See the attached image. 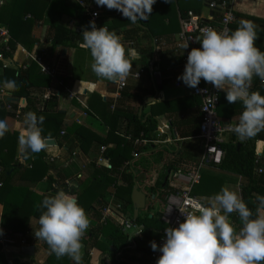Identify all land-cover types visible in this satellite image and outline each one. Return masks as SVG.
<instances>
[{
    "label": "trees",
    "instance_id": "1",
    "mask_svg": "<svg viewBox=\"0 0 264 264\" xmlns=\"http://www.w3.org/2000/svg\"><path fill=\"white\" fill-rule=\"evenodd\" d=\"M172 2V0H170ZM220 0H203L205 4L211 2H218ZM201 3V2H200ZM179 14L184 16L188 11L193 10L194 13H199V8L190 7L183 9L180 7L179 2ZM168 3L156 1L152 6V12L149 14L147 20H138L135 26L130 21L122 16L120 12L114 10L112 14L107 16V20L112 22L111 29L115 27H123L131 25V29H127L117 35H122L126 40L139 44L141 50L146 52L147 62L151 61L154 48H158L161 41L168 39L180 32V25L178 24L177 16L168 18V24H164V19L160 21L161 12L169 11ZM199 7V6H198ZM57 10L60 12H68V10L62 7V0H10V2L0 10V23L7 26L10 38V52L1 51L2 58H9L12 56L14 50V42L22 44L27 50H31L34 40L28 39V30L36 25L42 18L45 10ZM30 14V18L27 16ZM214 16H217L214 13ZM6 17H8L6 19ZM80 24L87 26V21L79 16ZM236 22L246 19L240 15H236ZM102 20V19H101ZM247 20V19H246ZM253 22H258L264 28V21H258L255 19H248ZM146 23L144 24V22ZM120 23V26L114 25ZM179 25V26H178ZM239 25L231 27V30H235ZM145 27V30L141 28ZM257 32V44L256 47L261 48V39L263 36V30H256ZM45 42H51L52 44H61L65 41L66 36L74 38L63 27H49L45 32ZM28 35V37H26ZM177 40V39H176ZM146 45L147 47H144ZM3 50V49H2ZM159 59L163 61V66L160 71L162 76V84L166 86L171 82V77L176 74V71L184 69L177 66V60L175 58L164 59V55L158 53ZM171 60V61H170ZM156 64V63H155ZM145 71L148 73L146 66ZM4 80H16L18 86L13 91L12 108L15 111H20L25 115L31 111L37 114V116H43V122L39 126L42 128V135L55 139L63 130V114L58 111L55 99H50L47 104L41 108L39 106L40 101L33 97L32 90L35 88L47 87L49 84V78L39 73L36 65L31 64L24 70L13 71L6 69L3 74L0 75V86ZM262 84V81L258 77H253L251 82L250 91L255 90ZM130 91L125 88L120 99L113 103L112 101L106 102L103 107L106 108L108 114L106 117L111 119V122L104 120L108 123L110 133L106 138H99L92 135L86 129L79 126H72L67 130L68 135H76L80 140V145L84 151L89 154L102 146H108L107 149V163L101 165L100 168H96L93 164V181L86 187V189L79 194L75 193L78 204L85 210V213H92L94 223L85 232L81 239V243L89 250L92 251V255L86 253L82 259V264H98V256H103L106 253H121L126 255L128 259L136 260L141 264H147L152 249L150 242H157L163 234L165 225L162 223V212H157L156 217L151 215V212L155 211V202L166 192L167 187V172L178 173L183 170V165L187 164L186 155L183 153L182 143L186 141H192L195 145L194 160L189 163L195 165V168H191L187 173L195 174L198 167L202 163L203 153L198 150L199 147V130L201 124V102L198 98L192 97L187 99H180L171 102H165L162 104H156L151 106V113L149 115L140 112L139 108L144 105V102L155 95L154 90L138 89L134 95V101L137 106L132 107L127 105L126 102L130 98ZM226 94H220L219 105L217 114L220 119L226 121H232V118L242 113L239 108H243L241 102L235 104H229L225 99ZM114 107L111 110V107ZM192 111V113H191ZM161 115H167L168 128L174 136L178 138L175 143L179 147V150L172 149L165 146L157 147L151 143L149 144H135V141H164L166 135L155 138L157 123L156 117ZM14 118L13 113H7L3 105L0 103V119L5 117ZM261 133V132H260ZM260 133L255 137L248 138L245 141H239L237 135H230L229 139L220 148L225 153V156L221 163L216 167L221 173H228L234 175L238 180L240 179V195L248 208L253 212V218L259 215L258 201L256 196H264V160H258L255 155L254 142L260 140ZM118 134V135H116ZM5 140H10L12 149L11 165L15 167L18 165L14 161V153L18 142V133H10L8 130L5 135L0 139V150H4ZM175 140V137H174ZM182 142V143H181ZM113 144V147H110ZM159 152L162 165L163 174L160 175L158 180L153 185H149L145 190L146 206L142 210L145 215L141 217L139 211L136 222L132 221L133 207L131 203V193L134 184L138 185L140 189L142 185L148 184L150 180L149 169L140 163V159L144 156L154 155ZM172 154L174 157L172 161H168V157ZM43 151L39 153H30L28 159H24L22 154L20 155L22 160L32 166V168H42L43 173L39 176L38 180L45 177V173L48 170V165L43 160ZM136 155V157L133 156ZM21 166V165H19ZM10 165H5L0 161V204L5 208L11 207L15 210V217L12 220L9 230H3L9 232L12 236L22 235V239H25L28 244H32L35 236H26L28 233V223L30 218H36L38 220L43 209L40 207L41 201L50 195L38 196L26 188H13L9 185L12 175H8ZM19 168V167H16ZM256 168L263 170L262 174L257 175L254 173ZM120 174L121 184L116 188L115 199L122 204L123 211L127 213V209L130 208V212L127 214L128 219L132 221L133 225L137 229L143 228V232L136 238H132V235L127 233L122 226L114 221L108 220L105 224H101V208L103 205V192L106 191L114 182L115 179L111 178V175ZM135 176V181H134ZM48 180V191L56 193L59 189L55 188L57 180H53L50 177ZM224 187L223 179L216 177L210 173H202L200 175L197 185L191 188V194L196 197H211L218 193L221 188ZM169 195H175L177 192L173 189L168 190ZM70 193V190H66ZM161 195V196H160ZM93 204L98 205L100 210H96ZM230 218L234 220L232 214ZM237 230L241 227L239 218L235 220ZM38 229V228H37ZM100 238L104 241L101 242ZM132 242V243H131ZM44 248L48 249V245L44 243ZM96 252L99 255H96ZM95 253V255L93 254ZM134 254L135 256L129 257ZM113 264H125L116 263L113 261V255L111 256ZM48 264H74L67 256L57 258L54 254H50ZM0 264H6L5 260L1 256L0 252ZM14 264H25L15 262ZM27 264V263H26ZM101 264H104L103 262Z\"/></svg>",
    "mask_w": 264,
    "mask_h": 264
},
{
    "label": "clouds",
    "instance_id": "2",
    "mask_svg": "<svg viewBox=\"0 0 264 264\" xmlns=\"http://www.w3.org/2000/svg\"><path fill=\"white\" fill-rule=\"evenodd\" d=\"M169 3L170 0H165ZM97 7L117 10L127 21L135 24L147 20L156 0H94ZM84 29L82 48L90 53L91 71L101 79L123 80L132 64L121 43L122 37L106 27L97 29L94 21ZM256 25L250 20H241L235 30L217 31L211 27L201 29L198 38L200 48L188 52L187 62L177 77L186 87L195 89L201 80L211 83L226 93L229 104L241 102L243 111L232 131L240 140L255 137L264 131V96L250 91L253 77L264 81V52L255 47ZM188 44L185 45V49ZM132 55H136L133 51ZM16 80H4L3 89L14 90ZM94 86V85H93ZM217 99V97H216ZM44 117L34 112L25 114L24 127L19 133L18 144L24 159L30 153H39L49 148L50 137L42 135ZM9 128L5 119H0V139ZM204 203L195 202L193 210L183 215L178 227L165 229L161 246L150 242L153 251L161 255L156 264H264V216L248 208L241 195L222 187L211 197H202ZM258 209L264 210V196L257 195ZM34 236L44 241L58 259L68 256L74 264H82L81 239L88 230L90 220L77 198L64 190L45 197ZM238 215L239 230L230 219ZM132 225L129 224V227ZM143 232L140 226L134 235ZM2 234V230H0Z\"/></svg>",
    "mask_w": 264,
    "mask_h": 264
},
{
    "label": "crops",
    "instance_id": "3",
    "mask_svg": "<svg viewBox=\"0 0 264 264\" xmlns=\"http://www.w3.org/2000/svg\"><path fill=\"white\" fill-rule=\"evenodd\" d=\"M157 1V0H156ZM10 0H0V10L6 6ZM178 2L181 8L188 9L190 7H196L199 8L200 13H202L203 16H210V12L206 10V4L203 2V0H172L168 3L169 7L167 9H171L173 6L176 7V13H177V19L179 24L180 14H179V6ZM201 2V3H200ZM173 5V6H171ZM199 6V7H198ZM62 7L66 8L68 12H60L57 10H50L47 9L42 15V18L39 20V22L31 27L26 37L28 39L34 40V44L31 48V50H27L22 44L14 42V50L12 51V56L9 58H2L3 60H0V75L3 74V71L6 69L18 71L21 67L29 66L31 65V58L42 51H47L49 54V60L53 67L55 68L58 76L62 78L65 83L70 87L72 93L76 96L75 100H69L64 94L60 93L58 97L55 98L57 109L59 112L63 114V130L65 132L64 136H61L60 134L55 139H50L49 141V148L46 150H43V160L48 165V170L45 173V177L41 180H38L39 176L43 173L44 169L42 168H32V166L26 162H24L21 158V151L19 144L17 142L16 151L14 153V161L18 162L16 168L14 165H11V154L12 149L10 148L11 142L10 140H5L4 145L6 148L4 150H0V161L5 163V165H10L12 167L8 173V175L11 176V180L9 182V185L13 188H26L32 193L38 195V196H44V195H55L56 193H53L51 191H48V180L47 178H51L53 180H57L58 185H55L56 189L59 190H70V194L75 196L76 194H79L80 192L84 191L86 187L91 183V181L94 180L92 177L93 174V167L92 164H89V168L85 167V162L94 160L97 155L99 148L95 150L93 153L87 154L83 147H81L80 140L76 135H68L67 130L71 128L72 126H79L83 129H86L94 136H97L99 138H106L108 134L110 133V128L108 127V123L106 124L104 120H107L108 122H111V119L105 116V114H108V111L106 108L103 107V105L108 102L112 101L113 103L117 102L120 98L116 97V90H115V82L109 81L106 79L98 78L90 69V62L91 57L90 53L87 49L82 48L80 45L83 43L82 34L83 30L86 29V26H82L80 24V11L77 8V5L75 3V0H62ZM232 10L234 14L240 15L242 17H245L248 19H255L258 21H264V0H232ZM100 11V17L101 22L103 24H106L109 28L112 25L111 21H108L107 16L109 17L110 14L113 13V10H108L106 7H99ZM193 12V10H191ZM165 14L168 13V11L164 12ZM31 16L30 14L27 16L29 19ZM164 24H168V18L169 15L164 16ZM211 17V16H210ZM8 17H6L7 19ZM243 19V20H246ZM252 21V20H250ZM146 22V21H145ZM240 21L235 22L232 26L236 27L237 23ZM253 22V21H252ZM256 25V30H263V36L261 39V48L259 50L261 52H264V28L262 25L258 24V22H253ZM145 24V23H144ZM114 25H119L120 23H116ZM135 26V24H134ZM179 26V25H178ZM49 27H63L69 33H71L74 38L66 36L64 38L67 39L65 41H62L61 44H52L51 42H45V32L46 29ZM132 26H123V27H115V29H111V31H117L119 34H121L123 31L127 29H131ZM142 29L145 30V27H142ZM0 29L4 31V33L7 35V38L3 40L4 42L8 43L10 41L9 32L7 29V26L5 24L0 23ZM179 34V33H178ZM178 34L161 41V44L158 48H154L158 53H161L164 55V59L174 58L172 55V49L176 43V39ZM122 37L121 43L123 44L125 50H126V56L129 59L130 63L132 64V68L130 69L129 74L127 75V90L130 91V98L124 97V102H126L127 105L139 106L134 101V95L136 94L138 89L143 90H154L153 83H152V77L150 76L149 72L147 73L144 69L146 66L148 70V66L150 62H147L146 52L144 50H141V46L139 44H136L134 42H131L129 40H126L122 35H119ZM0 41V45L3 44ZM257 44V40L255 41V47ZM144 47H147L144 45ZM11 49V48H10ZM135 52L136 55H132V52ZM177 60V66L181 67V61L175 57ZM171 61V60H170ZM156 63V64H155ZM153 66V73L157 72L160 73L163 61L159 59H156ZM183 69V67H181ZM144 71L143 74H146L147 77L142 81L143 74L139 79H134L132 77L133 74ZM179 71H176V74L171 77V82H169L166 86H163L161 91H158L155 93V95L152 97L154 98V101L150 104H147L146 106H142L139 108V113H145L149 115L151 113V106L156 104H162L165 102H171L175 100L180 99H187L192 98L191 89L186 87L181 81L177 79L178 76H180ZM162 79V76H161ZM49 84L47 87H41V88H35L32 90V95H38L41 96L44 94V90L51 89L55 90V82L49 79ZM180 83L181 87H177L176 84ZM94 85V86H93ZM14 90H7L3 89L2 86H0V103L3 105V101L5 99H8L5 96L12 97V93ZM253 91H258L262 96H264V81H262V84L256 88ZM155 92V91H154ZM220 94H226L224 91L219 90ZM151 99V98H150ZM239 110L243 111V108H239ZM192 113V111H191ZM86 114V116H83ZM167 115H161L157 116L156 119H158L162 124H168V119L166 118ZM239 116H236L232 118V121H235L238 123ZM5 120L9 123L8 131L10 133H19L24 127L23 120L24 117L20 120H16L11 117H5ZM223 120V119H222ZM226 121V120H224ZM169 132H171L169 130ZM172 133V132H171ZM118 135V134H116ZM260 140H256L254 142V148H255V155L258 159L261 161L264 160V131H261L260 133ZM155 138L159 137L157 133L153 135ZM167 137V136H166ZM198 138V137H197ZM167 140L168 137L166 138ZM177 137L175 136V141L172 145H157V147L160 148V146H165L169 148L170 150L175 149L179 150V147L176 146ZM229 137H225L224 142L226 143ZM199 140V139H198ZM168 143V142H167ZM182 143V142H181ZM199 141V147L198 150L202 151V146L200 145ZM183 153L186 155V159L188 161L187 164L183 165V170L181 172H178L177 175L179 178H188V176H192V173H187L189 169L195 168V165L192 163H189L191 160H194V153H195V145L192 141H186L182 143ZM201 146V147H200ZM108 147V146H106ZM113 147V144L110 146ZM109 148V147H108ZM74 155V156H73ZM160 158V157H159ZM158 158V159H159ZM174 157L170 153L168 157V161H172ZM156 163V162H155ZM21 165V166H19ZM160 168L161 163L159 164ZM91 168V169H90ZM163 168V167H162ZM160 170V173H154L155 175L151 176H157V179L160 177V175L163 174V170ZM90 169V170H89ZM1 172V169H0ZM157 172V171H156ZM172 172H167L168 176L171 175ZM225 176H227V180L224 187H228L229 190L235 191L239 194V191L237 189L238 184L240 183V179L236 178L232 174L224 173ZM151 181V178L149 182ZM148 182V183H149ZM156 182V181H155ZM154 182V183H155ZM146 186V184L142 185ZM1 187V185H0ZM109 191L103 192V205L102 209L107 205V203L110 201L111 196L113 194V191L111 189V186L108 188ZM141 192L142 189H139ZM169 188H167L166 191H168ZM169 192V191H168ZM144 193V192H143ZM171 198V195L167 198L169 200ZM157 202V201H156ZM155 202V207H156ZM122 205V204H121ZM94 208L97 210L100 208L98 205L93 204ZM168 206H165V210ZM128 212H130V208L127 209ZM164 210V211H165ZM124 214H126L124 212ZM128 214V213H127ZM15 210L11 207H4L2 204H0V230H2L3 233H9L5 232L3 230H9L12 220L15 217ZM86 215L88 216L90 220V225L94 223V218L92 213L87 212ZM260 216H264V210L259 211ZM126 218L128 216L126 215ZM36 218H30L28 223V233L26 236L30 237L32 236L37 228L39 227L37 223ZM118 222V221H117ZM88 228V229H89ZM130 234V233H129ZM135 234V231L133 230L131 232L132 238ZM20 238H22V235H17ZM20 238H17L16 240H19ZM100 241L103 242L104 239L100 238ZM19 242V241H18ZM44 241L39 239H34L33 243L29 247L34 248V256L32 258H28L26 263L27 264H45L50 256V250L44 248ZM132 243V242H131ZM46 244V243H45ZM83 245V244H82ZM88 253L89 255H92V251L90 252L85 248L83 245L81 249L82 259L84 256ZM95 255V253H93ZM96 255L98 256L99 253L96 252ZM95 255V256H96ZM113 255V261L116 263H125V264H141L138 261V258L136 260H131L126 257V255H122L121 253H106L103 256H98V264H101L102 262L104 264H113L111 256ZM135 256L134 254L129 255V257ZM68 257V256H67ZM36 261V263H31V260ZM72 261V260H71ZM74 263V261H72ZM25 263V264H26Z\"/></svg>",
    "mask_w": 264,
    "mask_h": 264
},
{
    "label": "built area",
    "instance_id": "4",
    "mask_svg": "<svg viewBox=\"0 0 264 264\" xmlns=\"http://www.w3.org/2000/svg\"><path fill=\"white\" fill-rule=\"evenodd\" d=\"M160 2H165V0H157ZM77 8L80 11L82 18L87 21V26L90 21H94L97 29L100 27H106L109 31L111 29L101 22L99 7L94 3V0H75ZM206 10L208 13L210 12L212 15L203 16L202 13H194L192 11H188L184 16H180L179 25L180 32L177 36L176 43L172 49L173 57H177L181 61V67H183L187 62L188 52L193 48H200V44L198 43V38L201 35V29L205 27H211L216 29L217 31H223L225 29L231 30L232 25L236 22L235 14L232 10V0H220L218 2H211L206 4ZM214 13L217 16H214ZM86 26L87 30H91ZM7 38V35L3 30L0 29V41H3ZM9 40V39H8ZM7 42V41H6ZM2 42L0 45V52H10V48L8 47V43ZM188 44V48L185 49V45ZM3 49V50H2ZM0 60L2 56L0 55ZM31 64L37 66L39 73L43 76L48 77L50 80L55 82V90L47 89L44 90V94L41 96L33 95V97L37 98L40 101L39 106L43 108L50 99H55L59 96L60 93L64 94L69 100H75L76 96L72 93L70 87L65 83V81L60 78L51 64L49 60V54L47 51H42L41 53L33 56L31 58ZM27 66L21 67L20 70L26 69ZM144 71H139L132 75L134 79H139ZM127 79L118 80L115 83V92L116 97L120 98L122 91L126 88ZM177 87H181L180 83L176 84ZM191 89V94L193 97H196L201 102L200 114H201V124L199 130L198 139L203 147V158L207 157L211 161L213 160L217 165L221 163L223 160L225 153L220 148V145H223L225 137H229L230 135H236L232 128L238 123L235 121H224L218 117L217 109L219 105V96L220 92L216 89L211 83L205 82L201 80L200 84L195 89ZM3 101V107L5 108L7 113H13L14 119L20 120L25 117V115L21 114L20 111H15L12 108L11 103L13 102V97L5 96ZM217 97V99H216ZM114 107H111L113 110ZM83 116H86L84 114ZM164 128H168L167 124H163ZM160 137L165 135L162 128L156 129L155 134ZM61 136L65 135L64 131L60 132ZM239 139V138H238ZM246 140V139H245ZM240 140L239 141H245ZM175 141V140H174ZM178 141V139H177ZM168 142V143H167ZM153 144V145H172L173 141L164 140V141H135V144ZM107 149L108 147L102 146L99 148L98 155L94 160L88 161L89 164H93L96 168H100L101 165L107 163ZM74 156V155H73ZM136 157L135 154H133ZM258 158L256 164L258 163ZM195 174H192L194 179L188 178H179V182H184L189 184V187L181 191L180 193H176L175 195H171V198L167 200V208L164 211L161 221L165 225V229L168 227H178L179 222H183V215H186L188 211H192V205L195 202L204 203L201 199L202 197H196L191 194V188L194 184L198 183L199 175L197 174L199 168ZM263 170L261 168H256L254 173L257 175L262 174ZM115 179V182L111 185V189L113 194L111 196L110 201L101 211V224H105L108 220L114 221L120 226L124 228L125 231L133 229L136 232V228L133 225L132 221L126 218V214H124L122 205L118 203L115 199V191L118 186L121 184V175L114 174L110 176ZM190 177V176H189ZM241 185L238 184V191L240 195ZM234 220L230 218L234 224L237 226L235 220L238 219V215L236 213H232ZM118 221V222H117ZM129 224L132 226L129 227ZM164 229V230H165ZM138 237V235L133 236V238ZM19 236H12L10 233L0 234V252L1 256L5 260L6 264H14L18 263H26L28 257L22 253V249L25 247H29V244L25 239L20 238ZM165 239V231H163L162 236L156 242L158 248L162 245ZM19 241V242H18ZM161 253L157 251H153L150 254V258L147 264H156L157 259Z\"/></svg>",
    "mask_w": 264,
    "mask_h": 264
},
{
    "label": "rangeland",
    "instance_id": "5",
    "mask_svg": "<svg viewBox=\"0 0 264 264\" xmlns=\"http://www.w3.org/2000/svg\"><path fill=\"white\" fill-rule=\"evenodd\" d=\"M171 6H173V5H171ZM159 15H160V17H158V18H160L159 19L160 21H162V19L165 18L164 17L165 15H169L170 17L177 16L176 7L173 6L168 11V13L165 14L164 12H161ZM146 77H147V75L146 74H143L142 81L144 79H146ZM202 153H203V150H202ZM159 157H160V155H159V152H158V153H156L154 155L144 156L143 158L140 159V163L143 164L144 166H146L149 169L150 175H152V174L155 175L154 173H156V174L157 173H160V170H161L162 167L160 168V165H159L160 162H161L158 159ZM217 166L218 165L213 160L211 161L207 157L203 158L202 159V163H201V167L199 168V170L197 172V174L199 175V178H200V175L202 173H210V174H212V175H214L216 177H219V178L223 179L224 186H225V183H226V180H227V178H226L227 176H225L224 173L219 172L217 170V168H216ZM85 167L86 168H89L88 162L87 163L85 162ZM156 179H157V176H151V181L148 184H146L145 188H144V186H141L142 191L144 190L143 192L145 193V190H147V187L149 185H153L154 182L156 181ZM178 179H179V177H178L177 173L172 172L171 175L167 177V187L169 189L175 190L177 193H180L181 191H183L184 189H186L187 187H189V184L184 183V182H179ZM188 179H194V178L192 176H190V177L188 176ZM194 185H197V184H194ZM237 189H238V187H237ZM166 190H167V188H166ZM107 191H109V189H107ZM168 197H169L168 191H166V192L164 191V194L157 200L155 211L151 212V215H153L154 217H156V213L157 212L164 213L165 206H167V198ZM97 210H99V209H97ZM126 212L129 213L128 210ZM140 212H141L140 216L141 217H144L145 213L142 210ZM127 213H126V215H127ZM132 231H133V229L127 230L126 232L131 234ZM30 262L31 263H36V261H34L33 259Z\"/></svg>",
    "mask_w": 264,
    "mask_h": 264
},
{
    "label": "water",
    "instance_id": "6",
    "mask_svg": "<svg viewBox=\"0 0 264 264\" xmlns=\"http://www.w3.org/2000/svg\"><path fill=\"white\" fill-rule=\"evenodd\" d=\"M212 14H210L211 16ZM146 23V22H144ZM156 59H158V55L156 50H153L152 53V58L150 61V64L148 66V72L150 74V76L152 77V83H153V88L155 93L158 91H161L163 88V84H162V79H161V74L160 73H153V66L154 63L156 61ZM154 101V98L148 99L144 102V106H146L147 104H150L151 102ZM156 123H157V127L158 128H162L164 134L168 137L169 141H173L174 140V135L169 132V129L164 128L163 124L158 120L155 119ZM134 181H135V176H134ZM131 203H132V207H133V216H132V221L136 222L138 215H139V211L144 210L145 206H146V196L143 192H141L138 188V185L135 183L132 189V193H131ZM22 253L24 255H26L28 258H32L34 256V248L33 247H25L22 249ZM47 264V263H45Z\"/></svg>",
    "mask_w": 264,
    "mask_h": 264
},
{
    "label": "flooded vegetation",
    "instance_id": "7",
    "mask_svg": "<svg viewBox=\"0 0 264 264\" xmlns=\"http://www.w3.org/2000/svg\"><path fill=\"white\" fill-rule=\"evenodd\" d=\"M167 180V179H166Z\"/></svg>",
    "mask_w": 264,
    "mask_h": 264
}]
</instances>
